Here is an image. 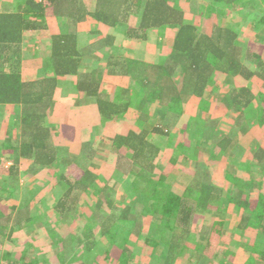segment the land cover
<instances>
[{"label":"trees","instance_id":"obj_1","mask_svg":"<svg viewBox=\"0 0 264 264\" xmlns=\"http://www.w3.org/2000/svg\"><path fill=\"white\" fill-rule=\"evenodd\" d=\"M236 1L239 0H206L208 2L206 5L203 1L202 12L200 11L203 21L202 26L198 28L193 24L184 23L183 13L172 6V0H89V8L83 0H18L0 10V105L20 108L21 138L16 148L14 147L17 151V161L21 157L33 158L36 165L44 167L50 166L57 160L56 155L59 156L57 150H54L55 147L51 146L49 128L45 127L43 122L45 110L49 108L52 96L60 85L58 77L77 75L75 90L81 102L95 104L97 114L112 123H116L117 120L120 124L123 123L132 109L143 110L135 121L138 127L136 130L133 126L123 135L115 134L108 137L107 158L111 157L113 160V168L110 172L113 185H119L126 192L135 179L146 184L149 190L145 192L142 189L140 197L145 198L147 203L140 205V198L130 192L126 196L129 198L124 200L121 207L115 205L111 200V188L101 183L100 177L91 170L82 171L77 178L72 174H68L72 178L67 174H59L55 178V183L62 191L53 202V208L64 218V223L74 211L80 221L84 220L80 202L88 201V196H93V208L95 212L101 213L103 219L101 225L104 230H100V234L107 235L113 245L122 248L123 253H128L126 246L123 248V244H118L116 236L128 223L140 228L139 222L142 220L139 221V218L144 216L149 208L151 218L148 221H151V224L154 221L159 223L158 225L167 224L168 229L171 230L169 246L162 256L163 264H172L173 260L184 253L182 243L186 237H189L195 217L198 213L204 214L211 203H217L220 209L231 203L239 206L243 210L239 228L257 229L264 234L263 196L259 195L256 201L249 200L248 191L241 187L244 180L236 175L232 176L227 170L225 177L233 185V189L223 191L213 187L210 182V169L204 166V161L199 164L197 156L202 153L198 154V147L190 146L184 138H180L175 143L173 140L177 138L178 132L185 133L184 128L178 130L175 127L182 115V97L200 96L213 82L217 73L225 75L221 100L224 108L232 113L238 112V118H246L248 122L253 119L256 125L263 127L262 115L253 116L261 109L256 108L255 102L259 99L256 97L263 96L252 94L242 81V79L251 80L254 75L260 78L261 75L250 71L248 65L242 63V52L246 44L237 40L238 35L231 28V22L226 25L219 24L225 13L222 10L225 9L224 6L232 7ZM0 4L2 5V1ZM52 16L58 17L62 24L66 22L67 29L64 33L52 35L49 45L45 48L47 53L42 52L45 56L43 64L49 69L50 75L23 81L18 72V55L23 33L44 28L47 19ZM131 17L135 18L134 23H130ZM86 19L116 30L125 28L123 34L132 39H144L147 32L154 29L174 27L176 30L167 57L160 63L133 58L119 60L114 57L110 61L104 60L98 69L80 74L78 62L84 50L74 27ZM258 24L264 26V15L260 17ZM102 42L109 44V39H103ZM105 57L107 56L102 59ZM245 59H250L251 64L260 67V72L263 71L262 62H251V60H259L258 55L246 56ZM106 75H118L122 77L123 82L127 80L130 84L125 87L116 86L117 91L112 93L111 97L102 92L103 86H107L104 82ZM235 80L239 81L234 85L232 81ZM262 103L264 104L263 98ZM218 108L220 107L216 106L213 108L215 112H210L208 104L203 101L199 103L197 105L199 113L203 111L205 115L209 112L207 116L211 119L208 120V117L204 120L200 119L197 122L199 124L197 129L208 143L207 152L211 154L209 161L217 162L216 165L219 167L222 166L221 164L224 165L228 155L233 154L231 148H237V144L233 146L232 135L233 138L227 132L218 130L219 120L213 118ZM148 123L154 124L149 132L145 129ZM153 133L162 136L166 141L155 142L148 139L147 135ZM171 146H174L179 158L184 162L191 160L195 164L192 166L193 169L195 167V171L190 183L180 193L174 192L169 187L163 173L154 179L156 167L154 161L162 156L163 149H169ZM80 147L85 149V144H80ZM168 160L175 163L178 159L172 156ZM256 160L261 163L263 169L264 151L261 149L257 150ZM229 164L227 163V166ZM240 168H242L241 164ZM8 170L11 174L16 172L14 166ZM246 181L251 183L250 180ZM31 201L33 199L29 202ZM33 204L35 202L29 204L30 212L26 211V207L22 210L24 213L19 210L20 214L24 215L21 221L19 220L21 225L34 222ZM118 220L122 224L117 225ZM21 225L19 224L18 229ZM60 226L56 230L64 228L63 225ZM92 231L90 225H85L80 230L83 234L82 242L87 248L96 244L95 234ZM68 234L73 235L71 231ZM0 235H5L1 223ZM259 242H257L258 246L256 245V252L248 250L249 258L244 264L264 263V242ZM207 244L210 247L209 241ZM63 254L64 251L61 250L59 256L56 255L55 258L63 257L65 255ZM254 254H256L255 259ZM128 258L130 257L125 256L124 264H129ZM22 259L23 256L8 264H31L23 262ZM78 264L85 263L78 261Z\"/></svg>","mask_w":264,"mask_h":264},{"label":"rangeland","instance_id":"obj_2","mask_svg":"<svg viewBox=\"0 0 264 264\" xmlns=\"http://www.w3.org/2000/svg\"><path fill=\"white\" fill-rule=\"evenodd\" d=\"M1 1L0 10H3L18 0ZM203 1L205 5L208 3L206 0H195L194 6V0H173L172 6L183 13L184 22L193 24L198 28V26H202V14H200V11L202 12ZM83 2L89 8V0H83ZM224 7L225 9L222 10L225 13L221 17L219 24L226 25L229 21L231 22V28L236 32L238 38H241L246 44L242 52V63L248 65V69L259 73L260 67H255L253 63L249 62L250 59H245V57L257 54L259 55V60H251V62L258 63L259 61L264 64V26L258 24L260 17L264 15V0H239L232 7ZM134 20L135 18L131 17L130 23H134ZM54 24L57 25L54 26ZM81 25L83 24H79V26ZM66 29V22L62 24L58 17L52 16L47 19V25L43 29L24 34L18 55V72L21 79L28 81L29 78L33 80L36 77L50 75L49 69L43 64L45 56L42 55V52L47 53L45 48L49 45L52 35L64 33ZM166 29L175 30L174 27ZM166 29H161L158 33L148 34L146 38L137 42L139 45L135 46L130 45L131 39L123 34L125 28L122 27L118 30L108 26H101L100 29L93 27L86 34L79 29V32L82 34L78 40L84 50V54H82V58L78 62V71L90 72L102 65L105 59H102L104 56L102 55L101 44L104 37L109 38V40L112 39L108 35L116 37L117 41L121 40V46L124 47L126 51L125 55L128 57L160 63L167 57V54L162 53V51H166V47H169L170 35L164 36ZM94 30H100L101 33L96 35L94 34L96 31ZM74 31L76 32V29ZM257 43H260L262 46ZM215 78L209 90L202 97L207 104H221L224 92V87L221 86H223L224 77L223 79L220 77H218L219 79ZM57 79H59L58 83L60 85L56 88L49 108L45 110V117L43 119L44 126L49 128L51 139L57 146L61 147L59 151H56L59 154V156L56 155L57 160L51 163L50 166L41 167L34 163L35 160L33 158L27 159L21 157L17 161L16 150H13L14 154H3L2 148H0V214L2 216L0 223L5 234L0 235V264H8L21 256H23V262H30L31 264H61V257L55 258L56 255L59 256L61 250L64 251L66 256L72 253L69 261L77 257L88 258V264H124L125 256L130 257L128 258L129 264L130 262H132L131 264H160L162 262L161 253L157 252L153 235L163 237L161 240L165 239L164 243L162 242L159 246L161 248L162 246L165 247V242L168 240L167 237L169 238L171 233L167 224L158 225L159 223L155 221L152 224L151 221H145L146 226L144 230L139 231L134 236L132 234V225L128 223V225H125L128 229L123 228L122 232L116 236L118 244H123V248L125 246L128 248V253H123L122 248L113 245L114 243L110 242L107 235L103 236L100 234L104 230L101 225L103 219L101 213L95 212L93 208V196H88V201L83 200L80 202L81 212L84 217V220L81 219L82 221H80V218L77 217L78 215L74 211L69 214L64 223V218L53 208V202L57 199L59 192L62 191L55 183V178L59 174H72V176L74 174L78 176L79 174L80 176L82 171L89 169L100 177L99 181L112 183V181H107L108 174L104 173L105 169H108L109 164H111L110 162H113L111 157L107 158L109 152L108 137L125 133L127 130L132 129L133 126L136 128L135 121H137L138 114L143 112L142 109L138 110L139 108L132 109L133 111L129 112V115L125 117V122L123 121L120 124L119 120H117L116 123H112L95 112L96 105L93 104L94 106L91 107L81 102L82 100L75 90L78 80L77 75L58 77ZM104 79L107 86L102 89V92H105L106 95L109 94L111 97L112 93L117 91L115 90L116 86L125 87L130 84V81L124 80L123 82L122 78L118 79L110 77V75H106ZM111 79L113 80L109 86V80ZM238 81H232V84L235 85ZM243 82L248 85L252 94L263 96L256 97L259 98L255 102L256 108L261 109L255 112L253 116L262 115L264 118V104L262 103V98L264 99V78L258 80L256 77L251 80L243 79ZM182 99V115L175 127L178 130L184 127L186 131L181 135H183V138L185 137V141L190 146L196 144L202 150V154L198 157V160L202 162L203 159H207L204 161V164L210 169V182L213 186L216 188L230 187L231 183L226 180L224 172L226 170L228 172L231 171L230 166L233 165L235 171L233 170L232 175L240 173L243 175V178L253 176L255 180H262L264 178L263 173L258 172L260 166H249V164L256 165L252 157L251 148L264 147V135H258L259 132H264V125H262L263 127H258L255 125L256 123H254L253 119H250V122H248L249 120L246 118L242 122L231 123V119H234L233 117H236L238 112L232 113L227 109L224 110L222 122H218V130L229 132V136L232 135L234 137L231 136L234 139L233 146L235 143L240 145L239 148H242L243 152L238 154L235 151L231 156L228 155L225 158L224 165L221 164L222 166L217 168V162L214 163L208 159L211 157V154L207 152L205 143L197 138L198 124L196 118L204 120L208 117L207 114L209 112L204 115L203 111H200L201 114L199 111H195V106L200 101L198 98H194L195 100H193L184 95ZM5 107H0L2 111L5 109V112H0V142L5 140V145L16 148L19 144L22 131L20 108L18 106ZM253 125L255 127L249 129ZM147 130L149 132L152 130V127L150 126ZM147 137L155 142L166 141L163 140L162 136L155 133L148 134ZM179 138L180 136L174 138V142ZM10 139L13 140L14 144ZM82 143L85 144V149L80 147ZM14 147L11 149H15ZM173 147L163 149L162 156L155 160L156 173L159 175L161 172H164L165 176L168 175L167 184L174 192L180 193L184 189L183 186L191 180L190 172L193 171L191 166L194 163L191 160L184 162L182 158H179L177 150ZM171 155L178 159L175 163L168 160V157ZM236 162L245 164L241 172L235 168ZM227 163H230L229 166H227ZM168 165L169 167L166 169ZM11 166H14L16 171L12 174L8 170ZM72 176L68 175L69 178H72ZM109 187L111 188V200H113L115 205L121 207L125 200L124 190H121L117 184H112ZM139 190L140 187L136 192ZM148 190V188L144 187L145 192ZM255 190L254 188L253 191ZM261 190L263 193L264 187H261ZM255 193L256 191L252 194ZM258 193L260 191L256 194ZM31 199H33L31 202H35L32 205L35 220L33 223L21 225L20 221L24 216L22 210L25 207L27 208L26 211L29 210V204L31 203L29 201ZM139 201L141 205L147 203L143 197H140ZM216 207L217 204L211 203L208 207L209 212L215 211ZM19 210L23 213L20 214ZM238 210V208L229 206L223 215H221L226 230L239 218ZM209 214H199L200 220L195 219L192 224L193 231L190 234L191 239L189 243L199 249L197 251L194 250V252L188 251L182 257L183 259L179 262L180 264H216L217 260L214 258L213 251L215 249L214 243L210 244V247L209 244L206 247L195 246L201 242L200 239L205 231L203 230L204 224L207 223L208 225L213 222L212 220L210 222ZM7 218L9 220L6 221ZM217 221L221 222L220 218ZM116 223L117 225L122 224L120 220L116 221ZM19 224L21 225L20 229H18ZM60 225H63L64 228L56 230L61 227ZM85 225H90L91 229L95 232L96 244L91 248H87L86 244L82 242L83 234L80 233V230ZM212 225L217 224L213 222ZM46 229L49 231L47 232ZM70 230L73 234H76V238H69L67 233ZM126 230L131 231L128 232ZM134 237H138V239H134ZM232 241V237L227 236L226 239L218 244L217 251L220 249H232ZM58 250L59 254H57ZM201 250L202 256L200 254ZM49 258L51 259L50 261L46 260ZM227 263L231 264L229 261Z\"/></svg>","mask_w":264,"mask_h":264},{"label":"crops","instance_id":"obj_3","mask_svg":"<svg viewBox=\"0 0 264 264\" xmlns=\"http://www.w3.org/2000/svg\"><path fill=\"white\" fill-rule=\"evenodd\" d=\"M173 1V0H172ZM191 7V6H190ZM192 8H193V6H192ZM193 11H194V8H193ZM193 16V15H192ZM203 18V17H202ZM202 21H203V19H202ZM133 23V22H132ZM184 23H186V22H184ZM79 24H83V25H81V26H79ZM190 24V23H189ZM57 24H54V26H56ZM101 26H106V25H104V24H101V23H97V22H95V21H93V20H91V19H86V20H84V21H82V22H79V23H77L76 25H75V27H74V29H76V34H77V37L79 38L80 36H81V32H79V29L80 30H82V31H84V34H86L88 31H90V29L91 28H93V27H97L98 29H100V27ZM107 27V26H106ZM109 27V26H108ZM43 29V28H42ZM39 30H41V29H39ZM175 30H176V28H175ZM175 30H172V29H166V31H165V33H164V36H169V38H170V41H169V47H166L167 49H166V51H162V53H168V49L171 47V44H172V41H173V38H174V33H175ZM37 31V30H36ZM94 31H96V33H94V34H96V35H99L101 32H100V30H94ZM158 31L159 30H157V29H154V30H150L149 32H147V34H146V37H147V35L148 34H151V33H158ZM28 32H30V31H27V32H25V33H23V36H24V34H26V33H28ZM23 36H22V38H23ZM109 37H111L112 39L111 40H109V44L106 42V44L103 42V45L101 44V47H102V52H103V56H107V57H105V60H112L114 57H117L119 60H123V59H127V58H133V59H135V60H138L136 57H128L127 55H125V53H126V51L124 50V47H122L121 46V40L119 39V41H117V38L116 37H112V36H110V35H108ZM145 37V38H146ZM91 39V41H92V37L90 38ZM104 39H109V38H107V37H104ZM131 39V44L130 45H132V46H135V45H139L137 42H139L140 40H143V38H139V39H132V38H130ZM237 40L238 41H241V42H244V41H242L241 40V38H238L237 37ZM257 44H259L260 45V43H257ZM260 46H262V45H260ZM135 48H138V47H135ZM257 55V54H256ZM259 56V55H258ZM82 58V57H81ZM141 61H146V62H150V61H147V60H141ZM98 69V68H97ZM250 70V69H249ZM250 71H253V72H255V70H250ZM81 73H83L81 70H80V74ZM258 74H260L261 75V77L260 78H264V75H263V71H261V72H259ZM225 75H223V74H219V73H217L216 74V78L217 79H219L218 77H220L221 79H223V77H224ZM110 77H114V78H118V79H121L122 77H120V76H118V75H115V76H110ZM257 78V80L258 79H260L258 76H256V75H254V76H252L250 79H253V78ZM215 78V79H216ZM242 79V78H241ZM23 81H25V79H22ZM29 80H31L30 78H29ZM113 79H111V80H109V86L111 85V81H112ZM224 80H225V77H224ZM245 80V79H244ZM242 81H243V79H242ZM105 82V81H104ZM245 82V81H244ZM106 83V82H105ZM107 84V83H106ZM212 84V83H211ZM210 84V85H211ZM210 85L207 87V89L206 90H204V92L200 95V96H198V95H187V97L189 98H191V99H193V100H195L196 98H198V100L200 99V101H198V105H199V103H202V101L203 102H205L204 100H203V95L205 94V92H207L208 90H209V88H210ZM245 85H247V84H245ZM106 87V86H105ZM104 86H103V88H105ZM222 87V86H221ZM247 87H248V85H247ZM184 97V96H183ZM182 97V98H183ZM195 98V99H194ZM206 104H207V102H205ZM88 105H90L91 107L92 106H94L93 104H87V106ZM209 106H210V112H213V108L214 107H220V108H218V111H216L217 112V114L216 115H214V117L213 118H217L218 120H219V122H222V118H223V114H224V110H226L225 108H224V106L223 105H221L220 103H212V104H208ZM2 106H6V107H12L11 105H0V107H2ZM5 107V108H6ZM4 109V108H3ZM95 109V108H94ZM212 110V111H211ZM195 111L197 112L198 110H197V105L195 106ZM0 112H5V109L2 111V110H0ZM95 112L97 113V111H96V109H95ZM237 115H238V113H237ZM237 115H236V117H233L234 119H231V123L232 122H235V123H239V122H242L243 121V119L244 118H238L237 117ZM200 119H198V118H196V122H198ZM230 120V119H229ZM179 121H180V119H179ZM179 121H178V123H179ZM208 121V120H207ZM153 123H148V125L145 127V129L147 130L150 126L153 128V126H154V124L152 125ZM177 124V123H176ZM256 125V124H255ZM255 125H253L251 128H254L255 127ZM263 125H264V123H263ZM198 126H199V124H198ZM256 126H258V125H256ZM259 127V126H258ZM138 127H136V128H134L135 130L137 129ZM184 128V127H183ZM185 129V128H184ZM261 129V128H260ZM129 131V130H128ZM148 131V130H147ZM151 131V130H150ZM184 131H186V129L184 130ZM229 135H230V133L229 132H227ZM0 134H1V132H0ZM123 134H125V133H122V135ZM178 134V136H177V138L180 136V138H183V135H181V134H183V133H180V132H178L177 133ZM260 134H262V136L264 135V132H262V133H258V135H260ZM52 137H50V140H51V146L54 148L55 147V149L54 150H59L61 147L60 146H57L56 145V143L51 139ZM179 138V139H180ZM197 138L199 139V140H201V141H203L204 143H205V145H206V150H208L209 149V146H208V143H207V141H206V139H204L203 137H202V135H201V133H199V131H198V136H197ZM149 139V138H148ZM178 139V140H179ZM184 139H185V137H184ZM264 139V138H263ZM11 141H13L12 139H10ZM15 140V139H14ZM177 140V141H178ZM5 140H3V142H0V148H2V152H3V154H14V149H11V148H13V147H9V146H7V145H5V142H4ZM176 141V142H177ZM196 141H197V139H196ZM13 143V142H12ZM175 143V142H174ZM14 144V143H13ZM195 146H197L196 144H194V147ZM5 147H7V148H5ZM198 147V151H199V153L198 154H200V152L202 153V150L199 148V146H197ZM240 147V145H237V148H234V147H232L231 149L233 150L232 152H235V151H237L238 152V154H241L243 151H242V148H239ZM57 148H59V149H57ZM259 149H261L262 151H264V147L262 148V147H257L256 149H253V148H251V152H252V157H253V159L255 160V164L256 165H253V164H251L252 166H260V162L258 163V161L256 160V153H257V150H259ZM201 150V151H200ZM98 151V150H97ZM201 155V154H200ZM200 155H198L197 157H200ZM231 156V155H230ZM170 157H172V155L170 156ZM170 157H168V159L170 158ZM110 158V157H109ZM202 161H206V159H203ZM264 162V161H263ZM262 162V163H263ZM111 164H109V167H108V169L106 168L105 169V172L104 173H107L108 174V177H107V181H112L111 180V176H110V172H111V169L113 168V162H110ZM192 163H194L193 161H192ZM204 163V162H203ZM154 164H156L155 163V161H154ZM199 164L201 165V162H200V160H199ZM240 164L242 165V168L244 167V163H235V168L237 169V171H239V172H241L242 171V168H240ZM250 165V164H249ZM193 166V165H192ZM191 166V168L193 169V167ZM194 166H195V164H194ZM204 166L207 168V166L204 164ZM217 166V165H216ZM234 166V165H233ZM12 167V166H11ZM45 167V166H44ZM169 167V165L168 166H166V169ZM217 168H218V166H217ZM262 167L260 166V168H259V170H258V172H260V173H263V176H264V164H263V169H261ZM207 169H209V168H207ZM261 169V170H260ZM86 170H89V169H86ZM233 170L235 171V169H234V167L233 168H231V171H229L230 172V174L232 175V172H233ZM195 171V167H194V169H193V171H191L190 172V175H191V177L193 176V172ZM157 171H156V167H155V169H154V179H156V177L157 176H159L160 174H162V172L159 174V175H157V173H156ZM225 173V172H224ZM169 174V173H168ZM79 175V174H78ZM157 175V176H156ZM235 175L237 176V177H241L244 181L242 182V184H241V187H243L245 190H247L248 191V195H249V200L251 199V200H254V201H256V200H258V198H259V195L261 196H263V198H264V192L262 193V190H261V187L263 188L264 187V178L262 179V180H255L254 178H253V176H251V177H247V178H243L242 176L243 175H241L240 173H235ZM235 175H232V176H235ZM163 176H165V173L163 172ZM74 177L75 178H77V176H75V174H74ZM167 177H168V175H166L165 176V178H166V180H167ZM79 178V177H78ZM100 179V178H99ZM246 180H250V182L251 183H248V181H246ZM113 182L114 181H112V183L111 184H109L108 182H106V183H103V182H101V183H103V184H106V185H108V186H111L112 184H113ZM190 183V180H189V182H187L186 184H185V186H183L184 187V189H185V187L188 185ZM132 186L129 188V190L128 191H124L125 192V199H128L129 197H126L127 196V194H129L130 192L131 193H133V195L134 196H137L138 198H140V195H141V193L143 192L142 191V189H144V187H148L146 184H144V183H142V182H140V181H138V180H134V181H132ZM212 185V184H211ZM150 186H151V184H150ZM213 186V185H212ZM140 187V190L139 191H137L136 192V190L138 189ZM213 187H215V186H213ZM227 188V189H226ZM230 188V189H229ZM231 188L233 189V185L231 184L230 185V187H228V186H225V187H223V188H218V189H223V191H225V190H231ZM256 189L255 191H256V193L258 192V191H260V193H258V194H252L253 192H255V191H253V189ZM183 189V190H184ZM121 190H123V189H121ZM142 191V192H141ZM246 197V196H245ZM147 201V200H146ZM140 204V203H139ZM215 204H217V203H215ZM141 205V204H140ZM231 207V206H233V207H235V208H238L239 210V218L235 221V223L232 225V226H230L227 230H226V228H224V222L222 221V217H221V215H223V213H224V211L226 210V209H228V207ZM204 213H210L209 214V220H210V222H211V220L213 221V222H215L217 225H215L214 227L212 226V223H210V224H208L207 225V223H205L204 224V228H203V230H205L204 231V233H203V235H202V238L200 239V243H199V245L197 244V245H195V246H198V247H206V245H207V243H208V241L210 242V244H212V243H214V246H215V249L213 250L214 251V258L217 260V262H216V264H228L227 263V261H229L231 264H244L245 263V261L249 258V252H248V250L249 251H253V252H256V245L258 246V243L257 242H259L260 240V242L259 243H262V242H264V234H261V230H257V229H250V228H247V229H242V228H239V222H240V219H241V216L243 215V210L239 207V206H237V205H235V204H229L227 207H225V208H222V209H220L218 206L216 207V209H215V211H213V212H209V210L207 209ZM199 214H202V213H198L197 214V217H195V219H198V220H200V217L198 216ZM136 217V216H135ZM151 218V212H150V210H149V208H147V210L145 211V214H144V216H142V217H140L139 218V221L140 220H142V221H140L139 223L141 224V227L139 228V230H138V226L137 225H135V226H133L132 225V234H134V236H136V234H138L139 233V231H141V230H144V227L146 226L145 225V221L147 220V222H148V219H150ZM202 218H203V216H202ZM218 218H220V220H221V222H219V221H217L218 220ZM197 223H198V221H196ZM219 223V224H218ZM201 227V226H200ZM123 228H126V229H128V227L127 226H124V227H122V229ZM122 229L120 230V233L122 232ZM193 229V228H192ZM71 231V230H70ZM126 231H128V230H126ZM131 231V230H130ZM130 231H128V232H130ZM171 231V230H170ZM193 231V230H192ZM191 231V232H192ZM93 232V231H92ZM127 232V233H128ZM71 233H72V231H71ZM93 233H95V232H93ZM73 234V233H72ZM191 234V233H190ZM69 235V238H72V237H75L76 236V234H73V235H71V234H68ZM79 235V234H78ZM170 235H171V233H170ZM227 236H230V237H232V243H233V246H232V249L231 248H228V249H220L219 251H217L218 249H217V246H218V244L222 241V240H224V239H226L227 238ZM170 237V236H169ZM76 238V237H75ZM138 239V237H134V239ZM153 238H154V240H155V243H154V245H156L157 246V252L159 251L160 253H161V263L160 264H163V258H162V256L164 255V252H165V250H167V247L169 246V244H168V241H169V238L167 237V239L168 240H166V242H165V247L164 246H162V248H161V246H159L163 241H164V239L163 240H161L162 238L161 237H159V236H154L153 235ZM191 238H190V235H189V237L187 238H185L184 240H183V243H182V245H183V248H184V253L181 255V256H179V257H177L175 260H173V262H172V264H180L179 262L183 259L182 257L184 256V255H186V253L188 252V251H190V252H194V250L195 251H197V249H199V248H197V247H194V245L193 244H190L189 243V240H190ZM160 240V242H158ZM164 243V242H163ZM189 243V244H188ZM158 252V253H159ZM201 256H202V250H201ZM250 254H251V252H250ZM71 256H72V253L70 254ZM70 255L69 256H66V254L62 257L61 256V261H60V263L61 264H78V261H80V262H83V263H85V264H88L89 262H88V258H73L71 261H69L70 260ZM254 256V259L256 258V254H254L253 255ZM190 257V256H189ZM219 262V263H218ZM256 264H264V263H262V262H256Z\"/></svg>","mask_w":264,"mask_h":264}]
</instances>
